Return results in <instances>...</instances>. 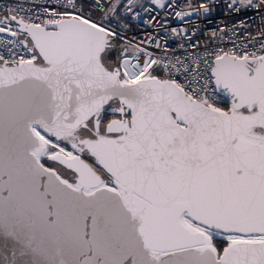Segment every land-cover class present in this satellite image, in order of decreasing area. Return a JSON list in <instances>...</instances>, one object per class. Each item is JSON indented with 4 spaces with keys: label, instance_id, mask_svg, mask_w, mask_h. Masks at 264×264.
<instances>
[{
    "label": "snow or ice",
    "instance_id": "1",
    "mask_svg": "<svg viewBox=\"0 0 264 264\" xmlns=\"http://www.w3.org/2000/svg\"><path fill=\"white\" fill-rule=\"evenodd\" d=\"M0 264H264V0L4 5Z\"/></svg>",
    "mask_w": 264,
    "mask_h": 264
},
{
    "label": "built area",
    "instance_id": "2",
    "mask_svg": "<svg viewBox=\"0 0 264 264\" xmlns=\"http://www.w3.org/2000/svg\"><path fill=\"white\" fill-rule=\"evenodd\" d=\"M29 2L30 0H0V9H2L4 5L16 6L17 4H27ZM223 19H224L223 17H219L216 19L215 23H221ZM215 23L211 25L210 27H215ZM250 23L252 24L251 30L255 31V26L260 23V20L258 17H256V18H253L250 21Z\"/></svg>",
    "mask_w": 264,
    "mask_h": 264
}]
</instances>
